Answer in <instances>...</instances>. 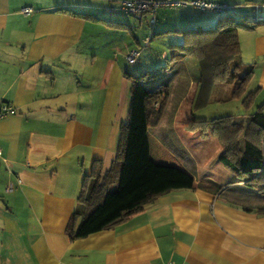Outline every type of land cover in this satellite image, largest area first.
I'll use <instances>...</instances> for the list:
<instances>
[{
	"label": "crops",
	"instance_id": "0c3cea01",
	"mask_svg": "<svg viewBox=\"0 0 264 264\" xmlns=\"http://www.w3.org/2000/svg\"><path fill=\"white\" fill-rule=\"evenodd\" d=\"M70 1L0 0V104L14 108L0 119V264H264V193L231 184L232 172L222 162L217 176L186 169L153 128L151 159H166L161 165L192 175L194 188L160 196L110 229L71 236L70 226L74 232L80 226L75 213L84 207L80 197L94 169L102 179L116 163L132 104L128 62L137 64L140 53L100 34L108 23L98 20L94 8ZM76 6L91 10L90 16ZM236 6H229L234 19L256 26L241 28L239 40L244 64L258 62L253 89L260 90L259 106L264 0ZM27 7L32 12L24 13ZM242 32L253 40H247L249 48ZM251 52L258 59L247 58ZM190 64L199 76L196 62L185 58L160 77L171 96L159 126L169 117L174 86L187 91L179 99L194 87Z\"/></svg>",
	"mask_w": 264,
	"mask_h": 264
},
{
	"label": "trees",
	"instance_id": "16d2710c",
	"mask_svg": "<svg viewBox=\"0 0 264 264\" xmlns=\"http://www.w3.org/2000/svg\"><path fill=\"white\" fill-rule=\"evenodd\" d=\"M230 12L221 13L213 28L177 31L183 41L171 47L180 51L166 59V66L143 71L139 77L128 74L133 81L132 104L128 122L121 129L116 163L102 179L94 169L93 178L80 197L84 207L75 213V217L81 218L80 226L76 232L70 226L71 236L83 238L110 229L143 211L160 196L173 190L194 188L192 175L151 159L148 140V130L161 123L171 96L169 84L151 82L160 79L170 64L185 58H193L199 69L195 109L208 105L216 84L230 83L234 86L230 100L241 101L244 112L212 119L192 118L184 128L201 136L212 134L210 129L219 135L224 145L219 161L232 172L230 183H245L264 193V103L257 105L259 88L249 90L256 69L254 64L247 66L242 61L239 40L241 28L256 26L236 21ZM106 22L112 27L126 26ZM237 115L243 118L238 119Z\"/></svg>",
	"mask_w": 264,
	"mask_h": 264
},
{
	"label": "rangeland",
	"instance_id": "374dc122",
	"mask_svg": "<svg viewBox=\"0 0 264 264\" xmlns=\"http://www.w3.org/2000/svg\"><path fill=\"white\" fill-rule=\"evenodd\" d=\"M123 0H71L70 2L76 3V5L91 6L94 8L96 16L108 21L109 23H125L126 26H108L104 25L105 28L100 34L108 37H114L118 39V43L128 44L130 46H137L138 52L140 53L137 60V64L128 62L129 72L139 77L143 71L159 69L161 66L167 65V60L178 53V48H172L171 45H177L182 43L183 37L177 34V31L192 29L197 27L202 28H213L220 14L215 12H201L193 7H159L157 9L155 25L150 23V17L148 15L133 17L127 16L121 12ZM191 1V0H189ZM213 1L218 3H225L233 8H236V4L241 0H205ZM75 10L82 12H92L87 8L72 7ZM234 10V9H233ZM107 16L104 18V16ZM238 22L249 25V22L244 19L237 17ZM102 25V24H101ZM102 26V27H104ZM242 32V36H243ZM244 46L248 47L247 40L252 44L253 40L246 34L243 36ZM251 39V40H250ZM121 48V47H118ZM247 58H253L256 60L257 57L251 52L250 55L245 53ZM250 56V57H249ZM193 60V58L189 59ZM258 59V58H257ZM260 60H263L260 58ZM196 62V61H195ZM250 62V63H249ZM247 66L252 64H258L256 61L249 59ZM197 65V64H196ZM168 71L166 74L172 73ZM190 78L195 83L194 87L190 89V93L186 99H179L182 93L187 92L186 89H182L184 85L174 86V93L176 96L172 104L168 108L169 117L165 121L164 125L161 124L157 127H152V130H157L158 139L165 147L170 148L180 164L186 169L203 173L205 169L214 173L217 176L218 171L216 170L217 165H221L219 156L223 152L224 145L221 143L219 135H216L211 129L209 133H212L211 137L201 136L199 132H189L184 129L185 123L192 118L197 119H212L215 117L225 116L229 114H238L244 112L241 101H231L230 95L233 84H216L211 92V97L208 105L200 109H195L194 98L197 94L198 89V74L194 71L193 64L189 65ZM258 79V68L257 75L255 76L253 83L250 84L249 90L256 88L255 85ZM145 82H143L144 84ZM161 84V79L152 80L151 84ZM88 83H86L87 85ZM150 84V86H151ZM146 86V85H145ZM189 86V85H188ZM258 100L257 105L262 103ZM237 118H243V116L237 115ZM154 130V132H155ZM222 132V131H221ZM218 134V133H217ZM152 135H154L152 133ZM161 164H168L166 159L161 161ZM176 164L177 163H173ZM111 188V190H113Z\"/></svg>",
	"mask_w": 264,
	"mask_h": 264
},
{
	"label": "built area",
	"instance_id": "2783aa9c",
	"mask_svg": "<svg viewBox=\"0 0 264 264\" xmlns=\"http://www.w3.org/2000/svg\"><path fill=\"white\" fill-rule=\"evenodd\" d=\"M175 7V6H192L201 11H216L219 13L227 12L230 7L226 4L204 1V0H123L122 11L126 15H150V22L155 24L157 9L159 7ZM24 13L32 12V8L23 9ZM137 53H132L129 57L131 62L136 61ZM14 113V108L7 104H0V119ZM1 154V152H0Z\"/></svg>",
	"mask_w": 264,
	"mask_h": 264
}]
</instances>
